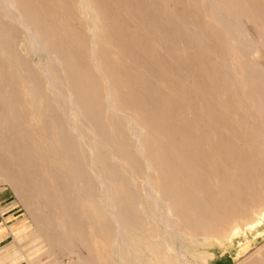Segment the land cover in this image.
Segmentation results:
<instances>
[{
    "label": "rangeland",
    "instance_id": "374dc122",
    "mask_svg": "<svg viewBox=\"0 0 264 264\" xmlns=\"http://www.w3.org/2000/svg\"><path fill=\"white\" fill-rule=\"evenodd\" d=\"M64 1L65 0H21V2L25 6H27L30 11H32L31 12V16H33V19L36 21L35 23H33V30H36L37 32H39V34L41 36V40H43L42 43H44L46 46L48 45L49 48H52L55 51V53L47 52V51L38 52L40 56L37 55V54L30 53L28 48H27V46H26L27 42L29 41L28 35L26 34V32L23 29H21V28L17 29V31H19V32H17V34H19V36L17 35L19 45H18V48H17L16 56H15L14 61H13V65L18 68L16 73H17V76L20 79L15 81L16 82V86L13 89V85H11L12 84V78L10 79V77H11L10 74L11 73H10V71H8L6 69L7 71L5 70V74H6L5 78L9 79V80L7 81L5 79V81L3 83L4 85L2 84L1 87H0V90H2V92H4L7 96H9L8 92H10L11 98H12V94H13L14 107L16 105L19 106V107H15V113L13 115L14 119L12 120L10 117H8V119L10 118L12 120L11 122H13V121L17 122V124L19 123L23 128L24 127L27 128V127L31 126L32 124L35 125L36 122H38V119L41 117L39 115V112L42 111L41 113H43V112H45V110L47 108V104H44L41 108H37L36 107L35 109H31V110H28L26 108L24 110L23 109L24 107L22 108L21 105H23L22 104L23 103V99H20V100H22V102H20L18 96L16 95V94H18L20 92V90L23 87V83H21V79L22 78L25 79V78L28 77V78L33 80L37 91H39L38 93L36 92L38 94L36 96V98L38 100L40 99L43 102L47 101V103H49V105L52 104L51 101L46 97V92L44 90V86H43V82H42V76L39 74V72H40L39 70H41L40 69L41 67L43 68L46 64H48L51 61L52 57L57 55L58 57L62 58V59L60 58L62 60L61 61L62 66H64L63 68L66 69V71H68V73H69V75L71 77V79L69 81V85H68L69 89L72 90L71 92H73V96L76 98L77 103H78L79 107L82 110V113L85 114L87 117L89 116L88 118H90L92 120L91 121L89 119L91 124H89V121H88V124L92 128H96V130L99 133L98 134L99 136L102 135L103 133H105V135H107L106 139L108 140V138H110V136H109V134H110L109 133L110 132L109 128L111 127V125H113V126L115 125L116 129H120V128H121V130H123V129H122V127H120L118 125V123L116 122V118L111 114L110 110L109 109H108L109 111L107 110L108 104L106 102V91H104V86L102 85L101 81L99 80V78L97 76V73H95L93 66H91L92 65L91 62L89 63V59L87 58L89 53L91 52L90 51L91 50V41H90L91 38H89L90 34L88 35V33H89V30H88L89 25L85 21V14H82V13H84L83 9L81 8V5L78 2V0H66L65 2ZM134 1H136V0H90L92 5L94 6V9L96 8L95 13L97 14V16L95 17V23H96V25L99 24L98 27L100 26L99 27L100 30L97 27V30H98V32L100 31V34L97 32V34H98V37H97L98 39L97 40L98 41L95 44V48H96L95 49V53H96V55L99 58L100 64L102 65V68H103L105 74L108 75L107 78L109 77L108 79L111 81L112 90L114 91L113 92V97L115 99L118 97L116 100H117L118 104L120 105V107L123 110L129 111V112L133 111V112H137V113L140 111L139 112L140 113L139 116L136 113L135 114L132 113V114L137 115L138 117L142 116L140 118L141 119L142 118L145 119L146 122L145 123L141 122V123H144L148 127V128L147 127L145 128L147 130L148 134L153 136L154 138L153 137L152 138L154 140L157 139L158 144H156V146L158 148L155 147V149H158V152L161 151V155H162L161 156L162 157L161 158L162 159L161 162H159L158 159L156 160L157 163H158L157 167L161 166V167L155 169L156 172L154 170H152V171L148 170L147 171V169H145L143 167L145 169V171H146V172H144V169H142L143 165H141L140 164L141 161L138 160L139 159L138 155L135 153V154H132V156H134V157H132L131 154H129L130 155V167H129V169H121V171L117 172L118 178H119V181L117 182V189L119 190V192H121L120 193V197L122 199V202H119V203L121 205H133V204L140 203V205H142L143 207H147L146 203L144 201L142 202L143 196L145 195L146 191L148 189H150V187L157 188V187H161L162 185L163 186H165V185L167 186V184L172 181L171 178H173V181L176 184V189L178 188L177 190L181 194V197H182L181 200H180V204H182L181 206L184 207L183 209L186 212V214L187 213L189 214L188 210H190L191 214H192V208H191L192 205L197 210H205V209H209L210 207H211V209H213V205L216 202L225 201L226 199L230 200V198L234 197L233 196L234 195V190L232 189V187H230V186H233V185L232 184L229 185V184L224 183V182H226L225 180H229L230 181L231 179H234V178L240 179L241 178L240 175H241L243 177V179L246 178V179L243 180L244 186L246 187V184H247L248 187L251 185L249 187V189L246 187L247 191L250 192V193L254 191V194H256V195H254V194L252 195V193H251V197L254 196L253 198H251V197L246 198V196H244L242 198L239 197V200L242 202V205H244V207L246 206V208L247 207L250 208V206L252 204L253 205H257L258 207H261V205L264 206L263 205L264 204V191H263L264 190V185H263L264 184V177H263L264 175H262V174H264V173H262V172H264V166H262V165H264V156H262V155H264V150H263L264 149L263 148L264 147V141H263L264 139L261 138V137L264 136V125H263L264 124V116L260 117V115H259L260 109H257V107L256 108L253 107L254 109L249 107V109H248V108H246L248 105L247 106L245 105V106H243L244 109L241 110L243 108L242 105H244V102H243L244 100L245 101L247 100L246 102H248L249 105H256V104H251V102H254V101L256 102V98H255L256 97V93L260 94V93H262L261 91H263V89H264V38H263V36H264V33H263L264 32V27L262 26V25H264V21L262 20V19H264V0H251L250 2H249V0L248 1H245V0L242 1L241 0L239 2L240 4L238 3L239 0H237V1L235 0L238 4L234 0H224V2L220 3L219 5L221 7H223L224 9H226L227 11L229 10V11L234 12L232 14V18H228V17H226L223 14H217L215 12L214 8L210 7L211 5H210V3L207 0H171V1L170 0H167V1L166 0L165 1L164 0H159V1L158 0H137L136 2H134ZM157 1L161 5H159V3ZM230 1H232V2L230 3ZM43 2H44V4H43ZM52 2H53V4H52ZM123 2H125L127 4H125ZM195 2L197 3V5L201 3L200 6L198 5L199 8H197V5H196ZM228 2L230 3L231 7L229 6ZM41 3H42V5H41ZM135 4L136 5L138 4V5L136 6ZM231 4H233V5H231ZM241 4H243V5H241ZM123 5H125L126 7L125 6L123 7ZM186 5H187V7H186ZM191 5H193V7H195V9ZM127 6H128V8H127ZM243 6H245L246 8L243 7ZM254 6H255V8H254ZM53 7L58 11V13L61 11L60 12L61 14L60 13L58 14L56 11H54L55 9H53ZM60 7H62V8H60ZM148 7H149V9H147ZM185 7H186V9H185ZM236 8H237L238 11H236ZM243 8H244V10H243ZM126 9L127 10L129 9L128 10L129 12H127ZM134 9H136V10H134ZM157 9H159L161 12H159V10H157ZM259 9H260V11H259ZM123 10L125 12H123ZM130 10H132V12ZM145 10H147V11H145ZM151 11L154 14L151 13ZM246 11H249L248 14H246L247 13ZM80 12H82V13H80ZM130 12H131V14H130ZM136 12L138 14L139 13L142 14V16L141 15L138 16V14ZM258 12H259V14L262 13V14H260L261 16L258 14ZM73 13L77 14V16H75V14H73ZM241 13H243V14L241 15ZM256 13H257V15H256ZM55 14H56V16H55ZM125 14L126 15L129 14L130 15V19H129V15H127L128 19H126L127 17H126ZM250 14H253V16H251ZM196 15H198L199 20H203L205 22H200L197 19ZM203 15H204V17H203ZM238 15H241V16L239 17ZM124 16H125V18H124ZM80 17H82V20L84 22L81 20ZM138 17L141 20L137 19ZM248 17H250V18H248ZM255 17H257V18H255ZM133 18L136 19L134 22H133V20H134ZM142 18L144 20H142ZM160 18H162V19H160ZM195 18L197 19L196 21H195ZM139 20H140L141 24L139 23ZM152 20H153V22H152ZM206 20L207 21H210V20L214 21V23H212L213 25L211 24V21L207 22ZM55 21H58V22H55ZM130 21H131V23L133 22L132 26L135 24L134 27H136L139 24V26L141 25L142 28L141 27H136V29H135L133 27V29H132V30H134V32H133L131 30L132 26L129 23ZM149 22H150L151 25H149ZM168 22H169V24L173 23L171 27H169ZM174 22H176V24L179 22L177 24L178 26ZM198 22H200V23H198ZM254 22H256V23H254ZM127 23L129 24V26H128ZM188 23H189V25H188ZM259 23H260V28H259ZM45 24H47V26H45ZM73 24H74V26H73ZM203 24H205V25L203 26ZM82 25H83V27H82ZM101 25H102V27H101ZM119 25H120L121 28L119 27ZM167 25H168V27H167ZM191 25H192V30L189 31L188 27H190ZM179 26H182V27L179 28ZM205 26H207V28H209V30L206 28V30H205L206 34L204 32ZM137 28H138V30L140 28L141 29L138 31ZM144 28L146 29V31H145ZM200 28H202L203 30L200 29ZM86 29L88 30V31H86L87 35H85L86 34L85 33ZM150 29L152 31H150ZM156 29H157V31H156ZM176 29H177V31H176ZM181 29L182 30L184 29V30L182 31ZM196 29H197V31H196ZM173 30L178 33V36H177V33H175V32L173 33ZM185 30H186V32H185ZM207 30H208V32L210 31L212 33V34L211 33L210 34L212 35V37L214 39L210 36L209 33H207ZM82 31H84V32H82ZM130 31L133 32V33H131ZM147 31H148V33H147ZM194 31H196L195 32L196 35H195ZM151 32H152V34H151ZM157 32H158V34L160 33L162 35H160V34L157 35ZM189 32H192V33H189ZM223 32L224 33L226 32V34H224ZM66 33L67 34L70 33V34L67 35ZM240 33H242L243 36H240ZM184 34L188 38H189V36H191V34H192L193 37L191 36V38L187 41V38L184 37ZM163 35H164V38H163ZM187 35H189V36H187ZM216 35H217V37H216ZM220 35H221L222 39L220 38ZM146 36H148V38ZM174 36L178 37V40ZM206 36H208L210 38L207 37V39H203V37L206 38ZM57 37H59V38H57ZM100 37H101V39H100ZM102 37H104V38H102ZM150 37H151V39H150ZM157 37H159V38H157ZM215 37L217 39L216 42H215ZM240 37H242V38H240ZM67 38H69V40ZM162 38L165 39V43L164 44H163L164 41H163ZM193 38H194V41H193ZM224 38H225V41H224ZM126 39H129V41L126 40ZM173 39H175V40H173ZM66 40L70 41L69 45H67L68 42ZM122 40H124V41H122ZM125 40H126V42H125ZM151 40H153V41L155 40V41H157V43L155 41H154L155 42L154 43ZM171 40L173 42H171ZM190 40H192V42H190ZM138 41L140 43H138ZM186 41L189 42L190 45ZM198 41H200V42L198 43ZM127 42H129V43H127ZM133 42H135V43H133ZM158 42H160V43H158ZM212 42L215 43V45ZM226 42L228 43L227 45H226ZM136 43H138V44H136ZM186 43H187L188 47L186 46ZM191 43H193L195 45H193V44L191 45ZM121 44H122V46H121ZM158 44H159V46H158ZM229 45L231 47H228ZM66 46H67V48H66ZM70 46H72L73 49ZM118 46H120L121 48L124 47V49L122 48L123 49L122 50ZM128 46H130V47H128ZM135 46H136L137 49H135ZM169 46L171 48H169ZM175 46H176V48H175ZM195 46L197 47V50H194L196 48ZM205 46H207V47H205ZM62 47H63V49H62ZM138 47H140V48H138ZM177 47H178V49H177ZM189 47H191V48H189ZM211 47H213V49ZM159 48H161V49H159ZM187 48H189V49H187ZM125 49L127 50V52H126ZM191 49H193L194 53H192L193 51ZM198 49H200L203 52H201ZM78 50H79L80 54H78ZM188 50H190V51L187 53L186 51H188ZM153 51H154L155 54H153ZM207 51H209V53ZM60 52H61V54H60ZM222 52H224V53H222ZM237 52H238V54H237ZM150 53H152V54L150 55ZM200 53H203V54H200ZM210 53H211V55H213V54L214 55L210 56ZM222 54H224V56H223L224 58H222ZM118 55H119V57L121 58L122 61L120 60ZM85 56H87V57H85ZM112 56H113V58H112ZM217 56H219V57H217ZM236 56H238V57H236ZM124 57H126V60H125ZM170 57H172V59ZM196 57L197 58L200 57L198 59L199 61L196 59ZM211 57H214V58L212 59ZM150 58H152V60ZM188 58H189V60H188ZM192 58H194V59H192ZM211 59L213 61H211ZM225 59H226V61H225ZM174 60L176 61L177 64H175ZM182 60H184V62ZM201 60H203L202 61L203 63L201 62ZM218 60H220V61H218ZM197 61H198V63H197ZM23 62H25V63H23ZM118 62H120V63H118ZM179 62H181V64ZM126 63H128V64H126ZM152 63L154 64V66H153ZM157 63L161 66L160 68H159ZM172 63H173V65H172ZM194 63H196V64H194ZM204 63H207L208 65H206V66H208V67H206ZM223 63L225 64V68L224 69H223V66H222ZM124 64H126V65H124ZM134 64L137 67H135ZM151 64H152V66H151ZM185 64L187 66H189V67L185 66ZM193 64H194V66H196L195 68H194ZM210 64L213 65L211 67V69L209 68V66H211ZM180 65H182V66L184 65L183 66L184 68L181 67ZM219 65L222 66V67H219ZM175 66H176V68H175ZM226 66H228V67H226ZM177 67H179V69ZM112 68L113 69L115 68V69L113 70ZM136 68L137 69L139 68V69L137 70ZM142 68H143V70H142ZM196 68L198 69V71L194 70ZM244 68L249 70V71H251L250 72L252 74L251 77H250L251 74H244V75L242 74L243 70L241 71V69H244ZM173 69H175V70H173ZM214 69H215V71H214ZM131 70H133V71L131 72ZM185 70H187L186 73H185ZM226 70H227V73L229 71L228 74L226 73ZM118 71H119V73H118ZM140 71H142V72H140ZM192 72H194V73H192ZM215 72H217V73L215 74ZM221 72H223L224 75L221 74ZM196 73H197V75H195ZM260 73H262V74H260ZM167 74L169 75V79L170 80H168ZM198 74H199V76H198ZM218 74H220V76H218ZM110 75H112L113 77L110 76ZM163 75L165 76V78L163 77ZM221 75H222V78L220 79ZM7 76H8V78H7ZM148 76H150V77L152 76V77L150 78ZM183 76H184V79H185L184 81H183ZM186 76H187V79H186ZM227 76H228V79H227ZM18 77H16V78L18 79ZM196 77L199 79L198 82H200L201 85L198 84V82L196 81L197 80ZM130 78H132V80ZM148 79H150V82H149ZM133 80H135L136 82L133 81ZM157 80H159V81H157ZM174 80H176V81L178 80V82H174L175 84L170 82V81H174ZM152 81L153 82L155 81L156 84L153 83ZM182 81L185 82V83H183ZM193 81H195V82H193ZM217 81L218 82L220 81V83H217ZM166 82H168V83H166ZM223 82L225 83V86H224ZM18 83L20 84L21 88L19 87ZM181 83L183 84L182 87H181ZM213 83H214V85H212ZM8 84H9V86H8ZM178 84H179L180 87L178 86ZM230 84H231V87L229 86ZM166 85L168 87H166ZM173 85H174V87H176V89L174 88L175 90L173 89ZM215 85L218 86V87H216ZM4 86L6 87L5 89L7 91H3V90H5ZM187 86H188V88H185ZM223 86H224V88H222ZM57 87L61 88L59 85ZM154 87H155V89H154ZM169 87H170V89L167 90ZM198 87H200V88H198ZM246 87H247V89H246ZM16 88H18L19 91ZM171 88L173 89V91L171 90ZM201 88H203V89H201ZM10 89L12 90V92L10 91ZM197 89H198V91H197ZM200 89H201L202 92H203V90L204 91L206 90L205 92L207 94L211 92L210 94H213L214 97L212 95H210V94L207 95L205 92H203V93H205L207 96L205 94L203 96V93L200 91ZM227 89H230L231 91L227 90ZM238 89H239V91H238ZM13 90H14V93H13ZM216 90H218L217 93H216ZM167 91H169V93ZM199 91H200V94H198ZM241 91L246 92V96L249 98L250 102H249L247 97H246V99H242L243 101L240 100L241 99L240 95L241 94L243 95V93H240ZM102 92H103V94H102ZM136 92H139V93L136 94ZM146 92H147V95H146ZM232 92L234 93L233 95H232ZM155 94H156V97L158 96L159 99L155 97ZM172 94L174 95V100L171 99V98H173ZM120 95H124V96L122 97ZM152 95L154 96L155 99L152 98ZM163 95L165 96L166 99L164 98ZM175 95H178L180 99H184V100H180L179 101L178 100L179 99L178 96H175ZM193 95H195V96H193ZM234 95H235V97H234ZM248 95L249 96L251 95L250 96L251 98ZM41 96H43V97L45 96L46 98L44 97V99H43ZM196 96L197 97L199 96L198 97L199 99ZM205 96L208 97L209 99H207ZM228 96H229V98H228ZM50 97H51V94H50ZM141 97H142V100H141ZM148 97H150V99H148ZM192 97H194V98L196 97L198 100H196V98H195V100H196L195 101L194 99H192ZM211 97H213L212 98L213 100L211 99ZM144 98L146 99L147 104H146V101L144 100ZM233 98L235 99L233 102L236 101L235 102V104H236L235 106L236 107H234V103L231 100ZM161 99L162 100L164 99V101H162ZM170 99L173 100V102ZM187 99H188V101H187ZM214 99H215V101H214ZM208 100H211V102L208 101ZM16 101H17L18 104L16 103ZM178 101H179V105H178ZM184 101L185 102L187 101L186 105H185ZM207 101L210 102V103H208ZM227 101H228V103H227ZM128 102H130L131 105ZM194 102H195V104H194ZM241 102H243V103L240 105L241 106V108H240V106L238 104H240ZM168 103H169V105H168ZM188 103H189L190 106L187 105ZM134 104H135V107H134ZM155 104L157 105V107H156ZM11 105H12V102H11ZM105 105H107V106H105ZM141 105H142V113H141V109H140ZM183 105H185L184 106L185 108L181 107ZM209 105H211V109H210ZM237 105H238V107H237ZM195 106H197V107H195ZM213 106H214L215 109L213 108ZM125 107L127 109H125ZM177 107L180 110L177 109ZM216 107H218L217 110H216ZM18 108H20L19 109L20 111H18ZM191 108H192V110H191ZM212 108H213V110H215V112L212 110ZM136 109H138L139 111H136ZM144 109H145V111H144ZM193 109H194V111H193ZM196 109L197 110L199 109V110L196 111ZM23 110H24V113L22 112ZM104 110H105V113H104ZM169 110H170V112H169ZM177 110H179V111H177ZM208 110H209L210 113L208 112L206 114V111H208ZM231 110L232 111L233 110L234 111L239 110V113L233 111L236 114H231V112H232ZM247 110H248L249 113L247 112ZM253 110H254V114L252 112ZM35 111H36V114H35ZM161 111L164 112V113H162ZM106 112H107V115H106ZM174 112H176V113H174ZM212 112L215 113V116H216L217 113L219 114V112H220L221 115L217 114V116L214 117V113H212ZM221 112H223V113H221ZM226 112H228V113L226 114ZM242 112H243V114H242ZM197 113H198V115H197ZM246 113L249 114L250 118L248 117V114H246ZM146 114H147V117L149 118V121H148V118L146 117ZM193 114L196 115V116H194ZM204 114H206L207 116L204 115ZM100 115H102L104 117V119L105 120L107 119L109 122L105 121L104 119H101L102 117ZM224 115H226V116H224ZM231 115H233V116L231 117ZM239 115H241V118H240ZM38 116H39V118H38ZM106 116H107V118H106ZM155 116H156V118H154ZM242 116H246L247 119L248 118L249 119L247 120V119L244 118V120H243ZM193 117H196V118H193ZM217 117L218 118L220 117V118L218 119V121L216 123L215 120H217ZM227 117L228 118L231 117L230 120L229 119L227 120ZM251 117L253 119H251ZM111 118H113V120ZM160 118H162V119L160 120ZM198 118H199V121H198ZM202 118H204L205 120L202 119ZM255 118H256V120H255ZM153 119H154V122H156L157 125H154L155 123H153V121H152ZM182 119H183L184 122L182 121ZM195 119H197V120H195ZM250 119L253 120L254 122L251 121ZM9 120H7V121L10 122ZM31 120H33V121H31ZM185 120L188 121L189 124ZM220 120H222L223 122L220 121ZM236 120L238 121V123H237ZM246 120H247V122H246ZM249 120H250L251 123L249 122ZM157 121H159V123ZM160 121H161V124L163 122L162 125L164 127L160 124ZM225 121H228V124H226L227 122H225ZM242 121H245V122H242ZM61 122H63V121L60 119V121L57 122V123L62 124ZM195 122H196V125H195ZM207 122H208V125H207ZM214 122H215V124H214ZM218 122H220L219 123L220 128H218ZM108 123H109V125L110 124L111 125L109 126ZM149 123H151V124H149ZM210 123H211V125H210ZM232 123H233V126H232ZM186 124H187V126H186ZM203 124H205V126ZM212 124H214V125H212ZM173 125H175V126H173ZM176 125H178L179 127L176 126ZM180 125H181V127H180ZM201 125H203V126H201ZM224 125H226V128L224 127L225 129L223 128ZM227 125L229 127H227ZM248 125H250L253 129L250 126H248ZM211 126H212V128H210ZM214 126L217 127V128H215L216 131L213 129ZM168 127L170 129H172V130L167 129ZM186 127H188L189 129H187ZM197 127H198V129H197ZM203 127H207V129L209 131L207 129H205V128L203 129ZM233 127H234V129H233ZM229 128H230V130L232 129L233 132L230 131ZM235 128L238 129V130H236ZM241 128H243V129H241ZM245 128L247 130H249V132L247 130H245ZM249 128H251V129H249ZM261 128H263V129L261 130ZM166 130L168 131V133H167ZM234 130L236 132L235 136H234V134H235ZM251 130H252L253 133H250ZM214 131H215V133H214ZM218 131H219V133H218ZM261 131H263V132H261ZM172 132H174V134H172ZM206 132H208L209 134L206 133ZM229 132H230V134H229ZM247 132H248V134H246ZM204 133H206V134H204ZM212 133H214V134H212ZM254 133L257 134V135H255ZM123 134H124L123 137H124V140H125L124 145L127 146V147L133 146L132 138L130 136L126 135L125 133H123ZM154 134H156V136ZM208 135H209V137H208ZM247 135H249L250 138L247 137ZM250 135H252V136L255 135L254 136L255 139H253V137L250 136ZM197 136H199V137L196 138ZM205 136L207 137V139L208 138H210V139H208V141H207L206 138H203ZM239 136L243 137L242 140H240L241 137H239ZM162 137H164V138H162ZM167 137H169V139H167ZM172 137H174V138H172ZM214 137H215L216 140L214 139ZM233 137L234 138L236 137V138L233 139ZM176 138H178L179 141ZM230 138H232V139H230ZM200 139H202V140H200ZM218 139H220V140H218ZM251 139L255 140V144L253 143L254 142L253 140L251 142ZM203 140H205V141H203ZM212 140H213L214 143L212 142ZM228 140L230 141V143H229ZM243 140H245L246 143ZM130 141H131V143H130ZM171 141H173V142H171ZM201 141H202V143H201ZM204 142H206V143H204ZM224 142H225V145H224ZM240 142H241L242 145L240 144ZM247 142H249V143H247ZM256 142H259V143H256ZM110 143H111V146H112L113 145V140H110ZM159 143L162 145V147L163 146L164 147L162 148ZM252 143L255 146L252 145ZM260 143H263V144H260ZM204 144H205V147H204ZM228 144H231L232 147L230 148V145H228ZM218 145L220 147H217ZM260 145H262L263 147L260 146ZM115 146H116V144H115ZM206 146H207V148H206ZM242 146L245 147L246 149L243 148ZM170 147H171V149H170ZM165 148H167V150H164ZM181 148H183V150ZM218 148H220V149H218ZM240 148H242V151H241ZM261 148H262V150H261ZM195 149H197V150H195ZM201 149H202V151L204 153L201 152ZM210 149L212 150L213 153L210 152ZM171 150H172V152H175V153L172 154ZM204 150H206L207 152L204 151ZM180 151H181V153H180ZM199 151L202 153V155L200 154ZM231 152H232V154H231ZM237 152H239V153L237 154ZM185 153H186V155H185ZM215 153L216 154L219 153V154L216 155ZM208 154L210 155V159H209V155ZM173 155L175 157H177L178 160L175 157H173ZM213 155H214V157H216V156L217 157L213 158L212 157ZM220 155H221V157H220ZM237 155L240 156V157H238ZM205 156H206V158H203ZM121 157L122 156L119 157V155H118V158H121ZM261 157H263V158H261ZM132 158L135 159V160L131 161ZM217 158H219V159H217ZM220 158H222V159H220ZM239 158L242 159V160H240ZM250 158H251L252 162H251ZM200 159H202V160H200ZM208 159L210 160L209 162H208ZM213 159H216V161L213 160ZM211 161H212V163H211ZM185 162H186V164H185ZM188 162H191V163L188 164ZM218 162H220V163L218 164ZM222 162H223V164H222L223 166L221 165ZM173 163H174V165H173ZM206 163H208V164H206ZM230 163L231 164L234 163V165H236V171L234 169L235 166L231 165ZM257 164H259L260 166L257 165ZM191 165L192 166L195 165V166H197V168L196 167L194 168V166L191 167ZM221 166L225 167V169L223 168V170H222ZM188 167H189V169H188ZM257 167H258V169H257ZM206 168H207V170H206ZM251 168H255L256 170L253 169L255 171H252ZM135 169H136V171H135ZM195 169H197V170H195ZM200 169H202L203 171H200ZM163 170L165 171V173L163 172ZM238 170H242L241 172H243L244 174L240 173V171H238ZM139 172L141 173V176H140ZM225 172H226V174H225ZM228 172H231L230 173L231 174V179H230V174ZM248 172H250V173L248 174ZM199 173H200L201 176L199 175ZM203 173H205V174H203ZM218 173H220V174H218ZM237 173H238V175H237ZM121 174H123V175H121ZM252 174H254V176H253L254 179H252L253 178ZM203 175L205 177H207V179L206 178H202V177H204ZM227 175H229V176H227ZM154 176H156V177H154ZM180 176H181V178H180ZM195 176L198 177V178H196ZM222 176L224 177V179H223ZM139 177L142 178V180ZM144 177H145V179H144ZM150 177H153L154 179L150 178ZM185 177H187L190 182ZM189 177H191V178H189ZM210 177H214V178L218 177L219 179L215 180L214 178L212 179ZM147 178H149L150 180L147 179ZM167 178L170 179L171 181L168 180ZM184 179H186V180H184ZM197 179L200 180V181L198 182ZM221 180H223L224 182H222ZM248 180H251L252 182L248 181ZM46 181H45L46 186H47V183H48L49 187L48 186L47 187L50 188V190H52V192H49L50 195H55V193H54V191L52 189V188H54L53 187V183L51 184V182H53V181L51 180V178H47ZM8 182L9 181H2V182L0 181V263L1 264H5L6 261H7L6 260L7 259L6 258L7 254L11 253L12 251H14L16 249H18L19 252L22 249V253H23L22 255H24V258H27V256H25V255H27L28 253L25 250L27 249V246L29 245V242L32 241L35 238V236L37 235V233H35L34 224H33L32 219L30 218V216H29V214L27 212V209H26V206H25V203L23 201V197H22L21 193L13 186V184L11 182H9V183ZM196 182H197V184H196ZM217 182L219 183L221 188H219V185H218ZM150 183H152V184H150ZM177 183H179V184H177ZM206 183H207V186H206ZM201 184H202V186H201ZM156 185H158V186H156ZM227 185H229V187ZM141 186H142V188H141ZM189 186H190V188H188ZM213 186L215 188H213ZM224 186H227L228 190H227L226 193H223L222 196H219L218 193L221 191L222 187H224ZM255 186H256V188H255ZM94 187H95V189H93V192L95 194V197L96 198H100L103 195L102 191H99L100 186L94 185ZM193 188H195V189H193ZM250 188H251V190H250ZM128 189H129V191H128ZM187 190H189V191H187ZM194 190H195V192H193ZM100 192H101V194H100ZM188 194H190V195H188ZM211 194L213 196H211ZM259 194H261L260 195V199H258L259 196H257ZM227 195H228V198L225 197ZM243 195H245V193H243ZM256 196H257V198H256ZM214 197H215V199H214ZM200 198H202V199H200ZM244 198L247 199V200H245ZM256 199H258V200H256ZM253 201L256 202V204ZM196 203L198 204V206H197ZM201 205L202 206L204 205L202 209H201ZM239 213H241V208L240 207L237 208V209L234 208L231 215L240 216L241 214H239ZM133 215H138V213L134 212ZM231 215L225 214L224 210L216 211V216L215 217H216L217 221H216V223L214 225L217 224L218 227L224 228L227 225V223L230 221ZM226 220L228 221L227 223H226ZM176 221L178 222L179 225L177 224ZM176 221H175L174 225H177V226H174V229L176 230V232L181 237H183L185 239V237H187L186 235L188 233L186 230H189L186 227L189 228V225H190V227L192 228V219H191V222H190L188 220V216L184 215V217H182L180 219H177ZM185 221H186V223H185ZM217 222L218 223L220 222V224H218ZM186 224H189V225H186ZM217 226H215V227H217ZM259 229H260V231H264V223H263V225H261V227ZM190 231H191V229H190ZM184 232L186 233V235L183 234ZM193 232H195V234L199 238H204V232L201 229L195 227L193 229ZM160 233H159L160 235H163L162 231H160ZM137 236L140 238V241H139ZM135 238L137 239V240H135L136 252L138 253L140 260L143 261L144 264H158L160 262V259H162V256H163L162 252L157 250L156 249L157 247L154 245V243H151L150 241H148V239L145 236L141 235L140 233L135 234ZM35 241L36 242L37 241H42V238L41 237H37ZM169 241L172 243V240H169ZM238 241L239 240L234 241L235 246L230 247L229 245H225L224 247H222V249H218L216 246L209 245V244L206 245V246H203V247L196 246V244L195 245L194 244H190L187 240L185 241L184 244H185L186 247H189L192 250V252H194L195 254H199V255L203 256L206 260L208 259V256L212 255L211 256L212 257L211 264H223L227 260H229L228 264H234L235 262L233 261V255L236 252V247H237ZM32 244H35V242H33ZM262 244L264 245V240L262 242H260V243H256L255 247L257 248L259 246H262ZM77 246H76V248H78L77 250L74 249V250H72V252L67 253V254H65V253L58 254V252H56V255L58 256L59 261L62 262L63 264H67V262H70V261H73L72 264H78L77 263V258H76L78 252H79L78 255H80L82 257H85V255H86L85 258H87V257L89 258V256L87 255V252L85 251V249H83L82 247H79V246L77 247ZM140 246H141V248H140ZM142 247H144V248H142ZM255 247L253 248V250L255 249ZM253 250H251V251H253ZM140 252H142V253H140ZM143 253H144V255H143ZM38 257L41 258V262L42 263L45 262L44 264H51V263L47 262V259H46L45 256L40 255ZM111 260H109L111 262L108 261L109 262L108 264H113V259H111ZM192 260L193 259L189 260V262H190L189 264H193ZM146 261H147V263H146ZM23 264H29V263H28L27 260H25L23 262Z\"/></svg>",
    "mask_w": 264,
    "mask_h": 264
},
{
    "label": "bare ground",
    "instance_id": "6f19581e",
    "mask_svg": "<svg viewBox=\"0 0 264 264\" xmlns=\"http://www.w3.org/2000/svg\"><path fill=\"white\" fill-rule=\"evenodd\" d=\"M66 1V0H65ZM64 1V2H65ZM137 1V0H136ZM134 1V2H136ZM159 1V0H158ZM157 1V2H158ZM165 1V0H164ZM167 1V0H166ZM171 1V0H170ZM210 3V7H213L215 12L217 14H223L228 18H232V14L234 12L232 11H227L226 9H224L223 7H221L219 4L223 3L224 0H207ZM235 1V0H234ZM237 1V0H236ZM235 1V2H236ZM241 0L238 1V3ZM243 1V0H242ZM248 1V0H245ZM251 0H249L250 2ZM34 2V1H33ZM78 2L81 5V8L83 9V12H80L82 14H85V21L88 23L89 27V33L88 35L90 36L89 38H91V52L89 53L88 59H89V63L91 62V66H93L95 73H97V76L99 78V80L101 81L102 85L104 86V91H106V102L108 104V108L111 114L116 118V122L118 123V125L120 127H122L123 130L120 129H116L115 125H111V127L109 128L110 130V138H108V140L106 139L107 135H105V133H103L102 135H98V131L96 130V128H92L89 124L90 121L85 114L82 113L81 108L79 107L76 98L73 96V92H71L72 90L69 89V81L71 79L68 71H66V69H64L61 63V57H58L57 55H55L54 57H52L51 61L46 64L43 68L41 67L39 70V74L42 76V82H43V86H44V90L46 92V97L51 101V105H49V103H47V101H42V100H38L36 98V96L38 95L37 93L39 91H37L35 84L33 82L32 79L30 78H22L21 79V83H23V87L20 90V92L18 94H16L20 99H23V105L22 108L25 110H31V109H35L37 108H41L44 104H47V108L45 110V112L41 113L42 111L39 112V115L41 116L39 118L38 116V122H36L35 125H31L27 128H23L19 123L17 124V122H11L14 117V113H15V107H19V106H15L14 107V101H13V94H12V98L9 93V96H7L4 92H2V90H0V181H9L13 184V186L21 193L22 197H23V201L25 203L27 212L30 216V218L32 219V222L34 224V228H35V233H37V235L35 236V238L32 241H28L29 245L27 246V249L25 251H27V258H24V255H22V249L20 250V252L17 250L7 261L6 264H15L17 262H20L21 264H23V262L25 260L28 261L29 264H44L41 262V258L38 257L40 255L45 256L47 259L48 263L51 264H63L62 262L59 261L58 256L56 255V252H58V254L61 253H70L72 252V250L74 249H78L76 248V246L78 245L79 247H82L83 249H85V251L87 252V255L89 256V258H85L82 257L80 255H78L77 253V263L78 264H108L109 262H111L113 259V264H144L143 261L140 260L138 253L136 252V244H135V240H137L135 238V234L140 233L141 235L145 236L148 241H150L151 243H154V245L157 247L156 249L159 250L160 252H162V259H160V262L158 264H189V260L193 259V264H211L212 262V255L208 256V259L206 260L203 256L199 255V254H195L194 252H192V250L189 247L185 246V241L187 240L190 244H196V246H206V245H213L216 246L218 249H222V247H224L225 245H229L230 247L235 246L234 241L239 240L237 243V247H236V252L233 255V261L235 262L234 264H264V245L262 244V246L259 247H255L256 243H260L264 240V231H260V227L261 225H263L264 223V206L261 205V207H258L257 205H251L250 208H246V206L244 207V205H242V202L239 200V197H244L246 196V198L251 197V193L252 195L254 194L253 192H248L247 188L249 189V187L251 186H244L243 184V180L246 179L240 175V179L238 178H234L231 179V172H228L230 174V181L229 180H225L226 182H224L223 180H221L224 183L227 184H232L233 186L232 189L234 190V197L229 199H226L225 201H219L216 202L213 205V209H211V207L209 209H205V210H197L193 205H192V214L191 211L188 210L189 214L184 211V207L181 206L182 204H180V200H181V194L178 192V188L176 189V184L173 181V178L168 179L171 182H167V186H161V187H157V188H152L150 187V189H148L145 193V195L143 196V200L147 205V207H143L142 205H140V203L137 204H133V205H121L119 202H122V199L120 197V193L119 190L117 189V182L119 181L118 178V174L117 172L121 171V169H129L130 167V155L132 156V154H137L139 159L141 161V165L142 169H147L148 170H154L161 167H157L158 163H157V159L159 162L162 161V155H161V151L158 152V148L156 146V144H158L157 139L154 140L153 136L149 135L147 130L145 129L147 126L144 124L146 121L144 118H140L138 117L140 115V111L138 109H136L137 112H129L126 110H123L120 105L117 102V98L115 99L113 97V90H112V84L111 81L107 78L108 75L105 74L102 65L100 64L99 58L95 53V44L98 41L97 37H98V30L97 27L99 24L96 25L95 23V17L97 16V14L95 13L96 8L94 9V6L92 5V3L90 2V0H78ZM156 2V1H155ZM232 1H230L231 3ZM257 2V1H256ZM97 3V2H96ZM125 3V2H123ZM159 3V2H158ZM162 3V2H161ZM175 3V2H174ZM196 3V2H195ZM229 3V2H228ZM229 3V6H230ZM237 3V2H236ZM237 3V4H238ZM44 4V2H43ZM53 4V2H52ZM60 4V3H59ZM127 4V3H125ZM154 4V3H153ZM156 4V3H155ZM186 4V3H185ZM236 4V5H237ZM240 4V3H239ZM34 5V4H33ZM42 5V3H41ZM62 5V4H61ZM64 5V4H63ZM130 5V4H129ZM128 5V6H129ZM136 5V4H135ZM138 5V4H137ZM136 5V6H137ZM152 5V4H151ZM157 5V4H156ZM159 5H161L159 3ZM158 5V6H159ZM163 5V4H162ZM167 5V4H166ZM197 5V3H196ZM199 6L201 5L198 4ZM197 5V8H199ZM228 5V4H227ZM233 5V4H231ZM243 5V4H241ZM247 5V4H246ZM79 6V5H78ZM120 6V5H119ZM118 6V7H119ZM125 5H123L124 7ZM127 6V8H128ZM142 6V5H141ZM154 6V5H153ZM193 7V5H191ZM239 6V5H238ZM35 7V6H34ZM33 7V8H34ZM126 7V6H125ZM135 7V6H134ZM160 7V6H159ZM158 7V8H159ZM187 7V5H186ZM185 7V9H186ZM228 7V6H227ZM231 7V6H230ZM240 7V6H239ZM242 7V6H241ZM245 7V6H243ZM62 8V7H60ZM103 8V7H102ZM136 8V7H135ZM195 9V7H193ZM233 8V7H232ZM246 8V7H245ZM255 8V6H254ZM253 8V9H254ZM53 9H55L53 7ZM73 9V8H72ZM71 9V10H72ZM79 9V8H78ZM118 9V8H117ZM139 9V8H138ZM149 9V7L147 8ZM193 9V10H194ZM239 9V8H238ZM241 9V8H240ZM248 9V8H247ZM102 10V9H101ZM100 10V11H101ZM125 10V9H124ZM123 10V12H125ZM129 10V9H128ZM127 9L126 11L129 12ZM136 10V9H134ZM141 10V9H140ZM159 10V9H157ZM164 10V9H163ZM199 10V9H198ZM244 10V8H243ZM255 10V9H254ZM54 11H56L58 13V11L55 9ZM68 11V10H67ZM132 12V10H130ZM142 11V10H141ZM147 11V10H145ZM156 11V10H155ZM187 11V10H186ZM185 11V12H186ZM195 11V10H194ZM202 11V10H201ZM236 11L237 8H236ZM260 11V9H259ZM31 12L27 6H25L21 0H0V87L1 85L4 83L5 81V70L7 69L8 71H10V79L12 78V84L13 85V89L16 86V80H19L20 78L17 76V70L18 68L16 66L13 65V61L14 58L16 56L17 53V48L19 45L18 42V38L17 35L19 36V34H17V29L21 28L23 29L26 34L28 35L29 41L27 42V48L29 50L30 53L32 54H37L39 55L38 52H43V51H47V52H52L55 53V51L52 48H49V46L47 47L44 43H42L43 40H41V36L39 34V32H37L36 30H33V23H35L36 21L33 19V16H31ZM61 12V11H60ZM59 12V13H60ZM69 12V11H68ZM130 12V14H131ZM143 12V11H142ZM141 12V13H142ZM159 12H161L159 10ZM158 12V13H159ZM241 12V11H240ZM248 14L249 11H246ZM251 12V11H250ZM255 12V11H254ZM58 13V14H59ZM63 13V12H62ZM70 13V12H69ZM137 13V12H136ZM144 13V12H143ZM151 13H153L151 11ZM157 13V12H156ZM192 13V12H191ZM196 13V12H195ZM244 13V12H243ZM241 13V15L243 14ZM61 14V13H60ZM75 14V13H73ZM138 14V13H137ZM154 14V13H153ZM197 14V13H196ZM200 14V13H199ZM240 14V13H239ZM245 14V13H244ZM259 14V12H258ZM262 14V13H260ZM259 14V15H260ZM126 15V14H125ZM129 15V14H127ZM126 15V17H127ZM142 14H138V16ZM144 15V14H143ZM156 15V14H155ZM206 15V14H205ZM235 15V14H234ZM241 15H238L239 17ZM251 16H253V14H250ZM257 15V13H256ZM56 16V14H55ZM75 16H77V14H75ZM133 16V15H132ZM131 16V17H132ZM160 16V15H159ZM189 16V15H188ZM192 16V15H191ZM197 19L198 18V15ZM237 16V15H236ZM247 16V15H246ZM261 16V15H260ZM259 16V17H260ZM158 17V16H157ZM167 17V16H166ZM165 17V18H166ZM190 17V16H189ZM193 17V16H192ZM191 17V18H192ZM195 17V16H194ZM201 17V16H200ZM204 17V15H203ZM258 17V16H257ZM255 17V18H257ZM56 18V17H55ZM78 18V17H77ZM82 20V17H80ZM125 18V16H124ZM190 18V19H191ZM235 18V17H234ZM238 18V17H237ZM250 18V17H248ZM261 18V17H260ZM71 19V18H70ZM128 19V17L126 18ZM129 19H130V15H129ZM134 19V18H133ZM137 19H140L139 17ZM146 19V18H145ZM162 19V18H160ZM195 18V21L197 20ZM203 19V18H202ZM262 19V18H261ZM41 20V19H40ZM57 20V19H56ZM136 19L133 20V22ZM141 20V19H140ZM139 20V23L141 24ZM142 20H144L142 18ZM219 20V19H218ZM257 20V19H256ZM264 21V19H262ZM49 21V20H48ZM59 21V20H58ZM55 21V22H58ZM73 21V20H72ZM75 21V20H74ZM83 21V20H82ZM132 21V20H131ZM131 21L129 22L130 25L132 26ZM146 21V20H145ZM149 21V20H148ZM159 21V20H158ZM191 21V20H190ZM200 22H205L203 20H199ZM207 21V20H206ZM211 24L214 23V21L210 20ZM207 21V22H210ZM258 21V20H257ZM44 22V21H43ZM78 22V21H77ZM84 22V21H83ZM85 22V23H86ZM115 22V21H114ZM153 22V20H152ZM160 22V21H159ZM163 22V21H162ZM161 22V23H162ZM198 22V23H200ZM226 22V21H225ZM262 22V21H261ZM45 23V22H44ZM126 23V22H125ZM176 24V22H174ZM179 23V22H178ZM177 23V24H178ZM256 23V22H254ZM117 24V23H116ZM115 24V25H116ZM128 24V23H127ZM138 24V23H137ZM164 24V23H163ZM171 24V23H170ZM168 22L169 27L172 26V24L170 25ZM176 24V25H177ZM202 24V23H201ZM209 24V23H208ZM218 24V23H217ZM38 25V24H37ZM86 25V24H85ZM124 25V24H123ZM135 25V24H134ZM134 25L132 26L131 30L133 29ZM149 25L150 22H149ZM167 25V27H168ZM189 25V23H188ZM205 24H203L204 26ZM213 25V24H212ZM44 26V25H43ZM45 26H47V24H45ZM74 26V24H73ZM109 26V25H108ZM107 26V27H108ZM127 26V25H126ZM129 26V24H128ZM147 26V25H146ZM178 26V25H177ZM176 26V27H177ZM220 26V25H219ZM264 27V25H262ZM57 27V26H56ZM66 27V26H65ZM78 27V26H77ZM83 27V25H82ZM86 27V26H85ZM100 27V26H99ZM98 27V28H99ZM102 27V25H101ZM115 27V26H114ZM120 27V25H119ZM136 27H141V25L139 26V24ZM136 27H134L136 29ZM148 27V26H147ZM182 26H179V28ZM211 27V26H210ZM224 27V26H223ZM257 27V26H256ZM121 28V27H120ZM123 28V27H122ZM125 28V27H124ZM142 28V27H141ZM140 28V29H141ZM149 28V27H148ZM147 28V29H148ZM166 28V27H165ZM206 28L207 26H205L204 28V32L206 34ZM259 28H260V23H259ZM258 28V29H259ZM82 29V28H81ZM110 29V28H109ZM139 29V30H140ZM145 29V28H144ZM170 29V28H169ZM194 29V28H193ZM202 29V28H200ZM209 30V28H207ZM237 29V28H236ZM75 30V29H74ZM87 29L85 30V35H87L88 31ZM100 30V28H99ZM138 30V28H137ZM138 30V31H139ZM166 30V29H165ZM182 30V29H181ZM184 30V29H183ZM182 30V31H183ZM188 30L191 31L192 30V25L190 27H188ZM195 30V29H194ZM203 30V29H202ZM207 33H211L210 31ZM221 30V29H220ZM63 31V30H62ZM112 31V30H111ZM134 32V30H132ZM143 31V30H142ZM146 31V29H145ZM150 31H152L150 29ZM157 31V29H156ZM170 31V30H169ZM177 31V29H176ZM197 31V29H196ZM194 31V33L196 32ZM244 31V30H243ZM259 31V30H258ZM84 32V31H82ZM131 32V31H130ZM131 32V33H133ZM154 32V31H153ZM175 31L173 30V33ZM186 32V30H185ZM24 33V32H23ZM100 34V31L98 32ZM139 33V32H138ZM148 33V31H147ZM171 33V32H170ZM177 33V32H175ZM183 33V32H182ZM192 33V32H189ZM224 33V32H223ZM229 33V32H228ZM239 33V32H238ZM264 33V32H263ZM65 34V33H64ZM67 34V33H66ZM70 34V33H69ZM67 34V35H69ZM125 34V33H124ZM123 34V35H124ZM140 34V33H139ZM152 34V32H151ZM160 34V33H159ZM157 32V35H159ZM188 34V33H187ZM212 34V33H211ZM210 34V36L212 37V35ZM226 34V32L224 33ZM245 34V33H244ZM102 35V34H101ZM100 35V36H101ZM129 35V34H128ZM138 35V34H137ZM154 35V34H153ZM162 35V34H160ZM165 35V34H164ZM163 35V38H164ZM175 35V34H174ZM196 35V33H195ZM214 35V34H213ZM219 35V34H218ZM261 35V34H260ZM105 36V35H104ZM126 36V35H125ZM132 36V35H131ZM150 36V35H149ZM172 36V35H171ZM178 36V33H177ZM189 36V35H187ZM192 36V34H191ZM191 36L186 37L184 34V37L187 38V41L191 38ZM240 36H243L242 33H240ZM245 36V35H244ZM52 37V36H51ZM66 37V36H65ZM82 37V36H81ZM88 37V36H87ZM135 37V36H134ZM148 38V36H146ZM162 37V36H161ZM160 37V38H161ZM176 37V36H174ZM193 37V36H192ZM208 36L203 37V39H207ZM217 37V35H216ZM216 37H215V42H216ZM223 37V36H222ZM227 37V36H226ZM59 38V37H57ZM104 38V37H102ZM122 38V37H121ZM120 38V39H121ZM131 38V37H130ZM129 38V39H130ZM138 38V37H137ZM154 38V37H153ZM152 38V39H153ZM159 38V37H157ZM162 38V39H163ZM173 38V37H172ZM210 38V37H208ZM213 38V37H212ZM221 38V35H220ZM228 38V37H227ZM242 38V37H240ZM239 38V39H240ZM264 38V36H263ZM65 39V38H64ZM69 40V38H67ZM101 39V37H100ZM129 39H126L129 41ZM151 39V37H150ZM149 39V40H150ZM155 39V38H154ZM176 39L178 40V37H176ZM214 39V38H213ZM222 39V38H221ZM89 40V39H88ZM125 40V42H126ZM137 40V39H136ZM139 40V39H138ZM142 40V39H141ZM147 40V39H146ZM156 40V39H155ZM154 40V41H155ZM161 40V39H160ZM175 40V39H173ZM227 40V39H226ZM230 40V39H229ZM243 40V39H242ZM247 40V39H246ZM67 41V40H66ZM124 41V40H122ZM132 41V40H131ZM153 41V40H151ZM153 41V42H154ZM163 44L165 43V39H163ZM170 41V40H169ZM186 41V42H187ZM194 41V38H193ZM196 41V40H195ZM203 41V40H202ZM220 41V40H219ZM225 41V38H224ZM67 45H69L70 41H67ZM104 42V41H103ZM120 42V41H119ZM118 42V43H119ZM157 43V41H155ZM154 42V43H155ZM171 42H173L171 40ZM170 42V43H171ZM190 42H192V40H190ZM200 41H198L199 43ZM205 42V41H204ZM218 42V41H217ZM223 42V41H222ZM228 42V41H227ZM226 42V45L228 44ZM234 42V41H233ZM242 42V41H241ZM240 42V43H241ZM101 43V42H100ZM124 43V42H123ZM129 43V42H127ZM135 43V42H133ZM138 43H140L138 41ZM136 43V44H138ZM160 43V42H158ZM181 43V42H180ZM189 43V42H187ZM186 43V46H187ZM195 43V42H194ZM197 43V42H196ZM213 43V42H212ZM52 44V43H51ZM162 44V45H163ZM176 44V43H175ZM174 44V45H175ZM178 44V43H177ZM193 43H191L192 45ZM209 44V43H208ZM215 45V43H213ZM243 44V43H242ZM79 45V44H78ZM147 45V44H146ZM179 45V44H178ZM177 45V46H178ZM190 45V43H189ZM195 45V44H193ZM219 45V44H218ZM52 46V45H51ZM59 46V45H58ZM122 46V44H121ZM139 46V45H138ZM159 46V44H158ZM161 46V45H160ZM184 46V45H183ZM202 46V45H201ZM213 46V45H212ZM72 48V46H70ZM69 47V48H70ZM120 47V46H118ZM130 47V46H128ZM127 47V48H128ZM163 47V46H162ZM179 47V46H178ZM177 47V49H178ZM188 47V46H187ZM196 47V46H195ZM194 47V48H195ZM207 47V46H205ZM204 47V48H205ZM214 47V46H213ZM213 47H211L213 49ZM217 47V46H216ZM228 47H231L230 45ZM233 47V46H232ZM67 48V46H66ZM78 48V47H77ZM83 48V47H82ZM90 48V47H89ZM121 48V47H120ZM119 48V49H120ZM124 49V47H122ZM121 48V49H122ZM134 48V47H133ZM140 48V47H138ZM149 48V47H148ZM152 48V47H151ZM169 48H171L169 46ZM174 48V47H173ZM176 48V46H175ZM174 48V49H175ZM180 48V47H179ZM184 48V47H183ZM191 48V47H189ZM187 48V49H189ZM203 48V49H204ZM236 48V47H235ZM238 48V47H237ZM240 48V47H239ZM63 49V47H62ZM73 49V48H72ZM86 49V48H85ZM120 49V50H121ZM122 49V50H123ZM135 49L136 46H135ZM153 49V48H152ZM161 49V48H159ZM158 49V50H159ZM186 49V50H187ZM201 49V48H200ZM198 49V50H200ZM207 49V48H206ZM210 49V48H209ZM262 49V48H261ZM27 50V51H28ZM100 50V49H99ZM126 50V49H125ZM193 51V49H191ZM197 50V47L194 49ZM216 50V49H215ZM228 50V49H227ZM241 50V49H240ZM84 51V50H83ZM157 51V50H156ZM179 51V50H178ZM190 50L186 51L187 53ZM201 51V50H200ZM258 51V50H257ZM89 52V51H88ZM120 52V51H119ZM123 52V51H122ZM127 52V50H126ZM139 52V51H138ZM142 52V51H141ZM171 52V51H170ZM185 52V51H184ZM198 52V51H197ZM203 52V51H201ZM209 53V51H207ZM211 52V51H210ZM231 52V51H230ZM140 53V52H139ZM138 53V54H139ZM194 53V51L192 52ZM213 53V52H212ZM217 53V52H216ZM215 53V54H216ZM224 53V52H222ZM236 53V52H235ZM243 53V52H242ZM61 54V52H60ZM78 54L79 50H78ZM84 54V53H83ZM82 54V55H83ZM116 54V53H115ZM149 54V53H148ZM152 53H150L151 55ZM153 54L154 51H153ZM174 54V53H173ZM203 54V53H200ZM226 54V53H225ZM238 54V52H237ZM102 55V54H101ZM117 55V54H116ZM140 55V54H139ZM147 55V54H146ZM171 55V54H170ZM187 55V54H186ZM214 55V54H213ZM210 53V56H213ZM221 55V54H220ZM231 55V54H230ZM40 56V55H39ZM115 56V55H114ZM191 56V55H190ZM209 56V55H208ZM216 56V55H215ZM224 54H222V58ZM235 56V55H234ZM84 57V56H83ZM119 57V55H118ZM189 57V56H188ZM207 57V56H206ZM219 57V56H217ZM238 57V56H236ZM240 57V56H239ZM47 58V57H46ZM61 58V59H60ZM113 58V56H112ZM115 58V57H114ZM120 58V57H119ZM126 60V57H124ZM144 58V57H143ZM148 58V57H147ZM172 59V57H170ZM182 58V57H181ZM200 57H196V59L198 60ZM212 59L214 57H211ZM216 58V57H215ZM221 58V57H220ZM221 58V59H222ZM226 58V57H225ZM118 59V58H117ZM152 60V58H150ZM149 59V60H150ZM191 59V58H190ZM194 59V58H192ZM209 59V58H208ZM211 59V61H213ZM227 59V58H226ZM225 59V61H226ZM243 59V58H242ZM121 60V58H120ZM124 60V61H125ZM189 60V58H188ZM210 60V59H209ZM229 60V59H228ZM116 61V60H115ZM119 61V60H118ZM122 61V60H121ZM120 61V62H121ZM173 61V60H172ZM171 61V62H172ZM175 61V60H174ZM181 61V60H180ZM184 62V60H182ZM199 61V60H198ZM197 61V63H198ZM203 60H201L202 62ZM220 61V60H218ZM87 62V61H86ZM118 62V63H120ZM151 62V61H150ZM191 62V61H190ZM195 62V61H194ZM222 62V61H221ZM22 63V62H21ZM25 63V62H23ZM88 63V62H87ZM174 63V62H173ZM172 63V65H173ZM181 64V62H179ZM192 63V62H191ZM203 63V62H202ZM219 63V62H218ZM244 63V62H243ZM128 64V63H126ZM124 64V65H126ZM153 64V63H152ZM151 64V66H152ZM158 64V63H157ZM156 64V65H157ZM175 64L176 61H175ZM196 64V63H194ZM193 64V66H194ZM205 66L208 65L207 63H204ZM220 64V63H219ZM114 65V64H113ZM135 65V64H134ZM171 65V66H172ZM192 65V64H191ZM211 65V64H210ZM222 65V64H221ZM228 65V64H227ZM116 66V65H115ZM133 66V65H132ZM154 66V64H153ZM159 68L161 67L158 64ZM157 66V67H158ZM170 66V67H171ZM181 67H183L182 65H180ZM185 66H187L185 64ZM213 65L209 66V68L211 69ZM223 69L225 68V64L223 63ZM219 65V67H222ZM126 67V66H125ZM130 67V66H129ZM134 67V66H133ZM135 67H137L135 65ZM163 67V66H162ZM174 67V66H173ZM189 67V66H187ZM196 66H194L195 68ZM203 67V66H202ZM208 67V66H206ZM215 67V66H214ZM228 67V66H226ZM248 67V66H247ZM253 67V66H252ZM121 68V67H120ZM140 68V67H139ZM138 68V69H139ZM176 68V66H175ZM179 69V67H177ZM184 68V67H183ZM191 68V67H190ZM201 68V67H200ZM216 68V67H215ZM250 68V67H249ZM113 69V68H112ZM111 69V70H112ZM115 69V68H114ZM113 69V70H114ZM128 69V68H127ZM137 69V68H136ZM137 69V70H138ZM158 69V68H157ZM206 69V68H205ZM208 69V68H207ZM219 69V68H218ZM221 69V68H220ZM252 69V68H251ZM256 69V68H255ZM258 69V68H257ZM6 70V71H7ZM143 70V68H142ZM175 70V69H173ZM197 70L198 69H194ZM200 70V69H199ZM209 70V69H208ZM222 70V69H221ZM243 70V71H242ZM254 70V69H253ZM130 71V70H129ZM133 70H131L132 72ZM160 71V70H159ZM187 70H185L186 73ZM210 71V70H209ZM215 71V69H214ZM223 71V70H222ZM242 74H251L249 70L247 69H241ZM260 71V70H259ZM112 72V71H111ZM125 72V71H124ZM142 72V71H140ZM7 73V72H6ZM109 73V72H108ZM119 73V71H118ZM161 73V72H160ZM179 73V72H178ZM188 73V72H187ZM191 73V72H190ZM194 73V72H192ZM217 72H215L216 74ZM227 73V70H226ZM229 73V71H228ZM227 73V74H228ZM138 74V73H137ZM136 74V75H137ZM144 74V73H143ZM181 74V73H180ZM221 74H223V72H221ZM262 74V73H260ZM139 75V74H138ZM166 75V74H165ZM182 75V74H181ZM180 75V76H181ZM191 75V74H190ZM197 75V73L195 74ZM201 75V74H200ZM224 75V74H223ZM112 76V75H110ZM142 76V75H141ZM162 76V75H161ZM179 76V77H180ZM199 76V74H198ZM197 76V77H198ZM218 76H220V74H218ZM252 76V74L250 75V77ZM254 76V75H253ZM18 77V79L16 78ZM113 77V76H112ZM133 77V76H132ZM145 77V76H144ZM150 77V76H148ZM147 77V78H148ZM152 77V76H151ZM150 77V78H151ZM163 77L165 78V76L163 75ZM168 80L169 79V75L167 74ZM182 77V76H181ZM196 77V78H197ZM202 77V76H201ZM8 78V76H7ZM176 78V77H175ZM199 78V77H198ZM197 78V82L198 79ZM216 78V77H215ZM222 78V75L220 77V79ZM224 78V77H223ZM249 78V77H248ZM116 79V78H115ZM118 79V78H117ZM132 80V78H130ZM174 79V78H173ZM187 79V76H186ZM192 79V78H191ZM202 79V78H201ZM228 79V76H227ZM263 79V78H262ZM7 81L9 79H6ZM150 82V79H148ZM153 80V79H152ZM156 80V79H155ZM160 80V79H159ZM157 80V81H159ZM184 76H183V81H184ZM224 80V79H223ZM230 80V79H229ZM246 80V79H245ZM248 80V79H247ZM37 81V80H36ZM135 81V80H133ZM182 81V82H183ZM188 81V80H187ZM19 82V81H18ZM136 82V81H135ZM153 82V81H152ZM173 84H175L174 82H178V80H174V81H170ZM195 82V81H193ZM229 82V81H228ZM232 82V81H231ZM246 82V81H245ZM248 82V81H247ZM131 83V82H130ZM155 83V81L153 82ZM168 83V82H166ZM185 83V82H183ZM187 83V82H186ZM205 83V82H204ZM216 83V82H215ZM217 83H220V81ZM224 83V82H223ZM227 83V82H226ZM19 84V83H18ZM127 84V83H126ZM138 84V83H137ZM156 84V83H155ZM198 84H200V82H198ZM197 84V85H198ZM222 84V83H221ZM4 85V84H3ZM60 86L61 88H58L57 86ZM182 83H181V87H182ZM201 85V84H200ZM199 85V86H200ZM214 85V83L212 84ZM211 85V86H212ZM218 85V84H217ZM223 85V84H222ZM253 85V84H252ZM9 86V84H8ZM102 86V87H103ZM135 86V85H134ZM165 86V85H164ZM171 86V85H170ZM179 86V84H178ZM216 86V85H215ZM225 86V83H224ZM224 86L222 88H224ZM227 86V85H226ZM231 87V84L229 85ZM248 86V85H247ZM20 87V84H19ZM124 87V86H123ZM166 87H168L166 85ZM180 87V86H179ZM178 87V88H179ZM218 87V86H216ZM6 87L4 86V89ZM21 88V87H20ZM163 88V87H162ZM176 89V87H174L173 85V89ZM185 88H188L185 87ZM200 88V87H198ZM227 88V87H226ZM233 88V87H232ZM254 88V87H253ZM12 89V88H11ZM10 89V91L12 92V90ZM18 91L19 89L16 88ZM155 89V87H154ZM164 89V88H163ZM170 87L167 89L169 90ZM173 89L171 88V90L173 91ZM174 89V90H175ZM190 89V88H189ZM203 89V88H201ZM200 89V91H201ZM231 89V88H230ZM227 89V90H230ZM247 89V87H246ZM251 89V88H250ZM249 89V90H250ZM41 90V89H40ZM219 90V89H218ZM216 90V93L217 91ZM244 90V89H243ZM253 90V89H252ZM3 91H7L6 89ZM124 91V90H123ZM198 91V89H197ZM200 91L198 94H200ZM206 91V90H205ZM203 90V92H205ZM231 91V90H230ZM239 91V89H238ZM264 91V89H263ZM261 91L262 93H256V102H251V104H256V105H249L248 102H246L245 100L243 101L242 99H246V92L241 91L240 93H243V95L241 94L240 96V100H242L244 102L243 106H247L246 108L249 109L253 107H257V109H260L259 115L260 117L264 116V92ZM37 92V93H36ZM125 92V91H124ZM163 92V91H162ZM169 93V91H167ZM202 92V91H201ZM202 92V93H203ZM237 92V91H236ZM7 93V92H6ZM14 93V90H13ZM139 92H136V94ZM153 93V92H152ZM155 93V92H154ZM167 93V94H168ZM171 93V92H170ZM173 93V92H172ZM180 93V92H179ZM201 93V94H202ZM206 93V92H205ZM203 93V96L204 94ZM211 93V92H210ZM208 93V94H210ZM214 93V92H213ZM220 93V92H219ZM227 93V92H226ZM229 93V92H228ZM238 93V92H237ZM51 94V97H50ZM77 94V93H76ZM103 94V92H102ZM117 94V93H116ZM115 94V95H116ZM123 94V93H122ZM132 94V93H131ZM144 94V93H143ZM163 94V93H162ZM174 94V93H173ZM172 94L173 99L174 100V95ZM176 94V93H175ZM207 94V93H206ZM205 94V95H206ZM207 94V95H208ZM222 94V93H221ZM234 93L232 92V95ZM6 95V96H5ZM15 95V96H16ZM41 95V94H40ZM145 95V94H144ZM147 95V92H146ZM169 95V94H168ZM167 95V96H168ZM180 95V94H179ZM184 95V94H183ZM190 95V94H189ZM206 95V96H207ZM213 96V94H210ZM215 95V94H214ZM218 95V94H217ZM228 95V94H227ZM239 95V94H238ZM252 95V94H251ZM250 95V96H251ZM14 96V97H15ZM120 96H124V95H120ZM138 96V95H137ZM164 96V95H163ZM178 96V95H175ZM181 96V95H180ZM191 96V95H190ZM195 96V95H193ZM205 96V97H206ZM219 96V95H218ZM249 96V95H248ZM249 96V97H250ZM255 96V95H254ZM10 97V98H9ZM43 99L44 97L41 96ZM45 97V98H46ZM104 97V96H103ZM147 97V96H146ZM145 97V98H146ZM156 97V94H155ZM197 97V96H196ZM195 97V98H196ZM199 97V96H198ZM197 97V98H198ZM214 97V96H213ZM211 97V99L213 98ZM221 97V96H220ZM226 97V96H225ZM232 97V96H231ZM235 97V95H234ZM138 98V97H137ZM144 98V100L146 101V99ZM152 98H154V96L152 95ZM158 98V96L156 97ZM165 98V96H164ZM179 98V96H178ZM194 97H192V99L195 100ZM196 98V100H198ZM204 98V97H203ZM207 99H209L208 97H206ZM222 98V97H221ZM229 98V96H228ZM248 98V97H247ZM251 98V97H250ZM148 99H150V97H148ZM155 99V98H154ZM159 99V98H158ZM166 99V98H165ZM170 99V100H171ZM238 99V98H237ZM253 99V98H252ZM251 99V100H252ZM258 99V100H257ZM142 100V97H141ZM162 100V99H161ZM160 100V101H161ZM173 100H171L173 102ZM176 100V99H175ZM180 100H184V99H178ZM193 100V101H194ZM195 100V101H196ZM213 100V99H212ZM222 100V99H221ZM232 102L235 100L234 98L231 99ZM239 100V101H240ZM249 100V98H248ZM150 101V100H149ZM159 101V100H158ZM164 101V99L162 100ZM166 101V100H165ZM168 101V100H167ZM179 101H178V105H179ZM188 101V99H187ZM186 101V102H187ZM192 101V100H191ZM211 102V100H208ZM207 101V102H208ZM215 101V99H214ZM213 101V102H214ZM12 102V105H11ZM20 102H22V100H20ZM121 102V101H120ZM186 102L184 101L185 105ZM206 102V101H205ZM208 102V103H210ZM212 102V103H213ZM230 102V101H229ZM236 102V101H235ZM234 103V107H236ZM241 102L240 104H238L239 106L243 103ZM246 102V103H245ZM250 102V100H249ZM17 103V101H16ZM105 103V102H104ZM130 104V102H128ZM141 103V102H140ZM156 103V102H155ZM159 103V102H158ZM163 103V102H162ZM197 103V102H196ZM228 103V101H227ZM238 103V102H237ZM18 104V103H17ZM147 104V101H146ZM164 104V103H163ZM173 104V103H172ZM195 104V102H194ZM198 104V103H197ZM196 104V105H197ZM214 104V103H213ZM230 104V103H229ZM131 105V104H130ZM139 105V104H138ZM156 105V104H155ZM169 105V103H168ZM185 105L181 106L184 107ZM189 105V103L187 104ZM207 105V104H206ZM212 105V104H211ZM211 105L210 109H211ZM237 105V107H238ZM11 106V107H10ZM107 106V105H105ZM154 106V105H153ZM160 106V105H159ZM171 106V105H170ZM190 106V105H189ZM188 106V107H189ZM193 106V105H192ZM191 106V107H192ZM224 106V105H223ZM231 106V105H230ZM135 107V104H134ZM157 107V105H156ZM197 107V106H195ZM222 107V106H221ZM144 108V107H143ZM185 108V107H184ZM193 108V107H192ZM191 108V110H192ZM208 108V107H207ZM214 108V106H213ZM212 108V110H213ZM218 107H216L217 110ZM231 108V107H230ZM229 108V109H230ZM241 108V106H240ZM20 108H18V111ZM106 109V108H105ZM125 109H127L125 107ZM134 109V108H133ZM132 109V110H133ZM141 109V113H142V105L140 107ZM161 109V108H160ZM168 109V108H167ZM177 109H179L177 107ZM195 109V108H194ZM193 109V111H194ZM215 109V108H214ZM228 109V110H229ZM244 107L241 109L243 110ZM24 110L22 111L24 113ZM108 110V111H109ZM155 110V109H154ZM153 110V111H154ZM162 110V109H161ZM180 110V109H179ZM177 110V111H179ZM199 110V109H198ZM196 109V111H198ZM211 110V111H212ZM107 111V112H108ZM145 111V109H144ZM156 111V110H155ZM158 111V110H157ZM215 112V110H213ZM221 111V110H220ZM232 111V110H231ZM234 111V110H233ZM232 111V112H233ZM250 111V110H249ZM106 112V115H107ZM159 112V111H158ZM162 112V111H161ZM170 112V110H169ZM209 112L206 111V114ZM212 112V113H214ZM218 112V111H217ZM216 112V113H217ZM231 112V114H236L234 112H238L234 111L233 113ZM248 112V110H247ZM254 114V110L252 111ZM105 113V110H104ZM132 113H136L137 115H134ZM157 113V112H156ZM160 113V112H159ZM164 113V112H162ZM161 113V114H162ZM176 113V112H174ZM180 113V112H179ZM192 113V112H191ZM195 113V112H194ZM210 113V112H209ZM223 113V112H221ZM228 112H226L227 114ZM249 113V112H248ZM246 113V114H248ZM8 114V115H7ZM34 114V113H33ZM36 114V111H35ZM204 114V115H206ZM218 114V113H217ZM216 114V116H217ZM220 114V112H219ZM218 114V115H219ZM243 114V112H242ZM245 114V115H246ZM251 114V113H250ZM258 114V113H257ZM20 115V114H19ZM156 115V114H155ZM182 115V114H181ZM194 115V114H193ZM198 115V113H197ZM211 115V114H210ZM221 115V114H220ZM252 115V114H251ZM30 116V115H29ZM101 119H104V117L102 115H100ZM111 116V115H110ZM157 116V115H156ZM156 116L154 118H156ZM196 116V115H194ZM207 116V115H206ZM215 113H214V117ZM226 116V115H224ZM228 116V115H227ZM233 115H231L232 117ZM241 118V115H239ZM254 116V115H253ZM8 117H10L8 119ZM36 117V116H35ZM147 117V114H146ZM145 117V118H146ZM159 117V116H158ZM157 117V118H158ZM162 117V116H161ZM222 117V116H221ZM229 117V116H228ZM227 117V120L230 118ZM243 120L244 118L247 119L246 116H242ZM249 117V114H248ZM259 117V118H260ZM17 118V117H16ZM107 118V116H106ZM148 118V117H147ZM196 118V117H193ZM206 118V117H205ZM209 118V117H208ZM220 118V117H219ZM217 117V121L219 119ZM250 118V117H249ZM248 118V119H249ZM30 119V118H29ZM60 119L63 121L61 122L62 124H59L57 122L60 121ZM113 120V118H111ZM162 118H160L161 120ZM204 119V118H202ZM207 119V118H206ZM216 119V118H215ZM224 119V118H223ZM247 119V120H248ZM251 119H253L251 117ZM250 119V120H251ZM7 120H9L10 122H8ZM91 120V119H90ZM105 120V119H104ZM197 120V119H195ZM205 120V119H204ZM239 120V119H238ZM246 120V122H247ZM249 120V122H250ZM256 120V118H255ZM33 121V120H31ZM89 121V124H88ZM92 121V120H91ZM107 122H109L107 119L105 120ZM149 121V118H148ZM147 121V122H148ZM153 123H155L154 125H157L156 122H154V119L152 120ZM183 121V119H182ZM186 121V120H185ZM199 121V118H198ZM207 121V120H206ZM222 121V120H220ZM237 121V120H236ZM253 121V120H251ZM111 122V121H110ZM144 122V123H141ZM151 122V121H150ZM159 123V121H157ZM175 122V121H174ZM184 122V121H183ZM188 123V121H186ZM202 122V121H201ZM209 122V121H208ZM207 122V125H208ZM223 122V121H222ZM226 124H228V121ZM230 122V121H229ZM245 122V121H242ZM254 122V121H253ZM256 122V121H255ZM34 123V122H33ZM152 123V122H151ZM149 123V124H151ZM178 123V122H177ZM205 123V122H204ZM218 122V128H220ZM231 123V122H230ZM238 123V121H237ZM241 123V122H240ZM251 123V122H250ZM257 123V122H256ZM261 123V122H260ZM263 123V122H262ZM161 124V121H160ZM159 124V125H160ZM163 124V122H162ZM161 124V125H162ZM183 124V123H182ZM189 124V123H188ZM215 124V122H214ZM212 124V125H214ZM243 124V123H242ZM254 124V123H253ZM259 124V123H258ZM109 125V123H108ZM107 125V126H108ZM109 125V126H110ZM148 125V124H147ZM196 125V122H195ZM199 125V124H198ZM205 126V124H203ZM201 125V126H203ZM206 125V126H207ZM211 125V123H210ZM217 125V124H216ZM255 125V124H254ZM264 125V124H263ZM163 126V125H162ZM175 126V125H173ZM178 126V125H176ZM184 126V125H183ZM187 126V124H186ZM200 126V127H201ZM222 126V125H221ZM233 126V123H232ZM231 126V127H232ZM250 126V125H248ZM259 126V125H258ZM159 127V126H158ZM164 127V126H163ZM179 127V126H178ZM181 127V125H180ZM190 127V126H189ZM208 127V126H207ZM207 127H203V129H207ZM226 128V125L223 126V128ZM227 127H229L227 125ZM251 127V126H250ZM254 127V126H253ZM261 127V126H260ZM98 128V127H97ZM107 128V127H106ZM148 128V127H147ZM187 129H189L188 127H186ZM185 128V129H186ZM191 128V127H190ZM193 128V127H192ZM202 128V127H201ZM209 128V127H208ZM212 128V126L210 127ZM215 128L217 127H213V129L215 130ZM222 128V129H223ZM224 128V129H225ZM252 128V127H251ZM249 128V129H251ZM257 128V127H256ZM255 128V129H256ZM99 129V128H98ZM108 129V128H107ZM132 129V130H131ZM157 129V128H156ZM167 129H170L169 127ZM198 129V127H197ZM234 129V127H233ZM236 129V128H235ZM243 129V128H241ZM253 129V128H252ZM254 129V130H255ZM263 128H261L262 130ZM172 130V129H170ZM174 130V129H173ZM193 130V129H192ZM208 130V129H207ZM219 130V129H218ZM230 130V128H229ZM238 130V129H236ZM245 130H247L245 128ZM257 130V129H256ZM260 130V129H259ZM258 130V131H259ZM100 131V130H99ZM132 131V132H131ZM167 131V130H166ZM177 131V130H176ZM209 131V130H208ZM216 131V130H215ZM214 131V133H215ZM230 131L233 132V130L231 129ZM242 131V130H241ZM249 132V130H247ZM235 132V130H234ZM244 132V131H243ZM248 132L246 134H248ZM263 132V131H261ZM123 133H125L126 135L130 136L133 140V146L131 147H127L124 145L125 140L123 137ZM155 133V132H154ZM168 133V131H167ZM194 133V132H193ZM208 133V132H206ZM204 133V134H206ZM212 133V134H214ZM219 133V131H218ZM245 133V132H244ZM250 133H253L252 130ZM249 133V134H250ZM256 133V132H255ZM254 133V134H255ZM171 134V133H170ZM172 134H174V132H172ZM181 134V133H180ZM209 134V133H208ZM211 134V135H212ZM225 134V133H224ZM230 134V132H229ZM232 134V133H231ZM259 134V133H258ZM104 135V136H103ZM156 136V134H154ZM165 135V134H164ZM194 135V134H193ZM216 135V134H215ZM218 135V134H217ZM236 135V132L234 134V136ZM238 135V134H237ZM241 135V134H240ZM257 135V134H255ZM254 135V136H255ZM127 136V137H128ZM159 136V135H158ZM169 136V135H168ZM203 136V135H202ZM225 136V135H224ZM223 136V137H224ZM231 136V135H230ZM252 136V135H250ZM253 137V139H255ZM261 136V135H260ZM153 137V138H152ZM199 136H197L196 138H198ZM209 137V135H208ZM216 137V136H215ZM214 137V139H215ZM219 137V136H218ZM217 137V138H218ZM222 137V136H221ZM226 137V136H225ZM232 137V136H231ZM241 137V136H239ZM238 137V138H239ZM247 137H249V135H247ZM246 137V138H247ZM160 138V137H159ZM164 138V137H162ZM174 138V137H172ZM194 138V137H193ZM206 138L207 137H203ZM220 138V137H219ZM228 138V137H227ZM236 138V137H235ZM233 137V139H235ZM243 137L240 138V140H242ZM250 138V137H249ZM258 138V137H257ZM256 138V139H257ZM262 139H264V136L261 137ZM260 138V139H261ZM167 139H169V137H167ZM178 139V138H176ZM190 139V138H189ZM210 139V138H208ZM207 139V141H208ZM232 139V138H230ZM251 139V142L252 140ZM259 139V138H258ZM110 140H113V145L111 146ZM131 140V139H130ZM173 140V139H172ZM202 140V139H200ZM216 140V139H215ZM220 140V139H218ZM248 140V139H247ZM169 141V140H168ZM179 141V139H178ZM196 141V140H195ZM205 141V140H203ZM226 141V140H225ZM229 141V140H228ZM238 141V140H237ZM245 143L246 141L243 140ZM250 141V140H249ZM254 144H255V140H253ZM258 141V140H257ZM264 141V140H263ZM262 141V142H263ZM173 142V141H171ZM213 142V140H212ZM216 142V141H215ZM234 142V141H233ZM131 143V141H130ZM164 143V142H163ZM190 143V142H189ZM202 143V141H201ZM206 143V142H204ZM214 143V142H213ZM230 143V141H229ZM239 143V142H238ZM249 143V142H247ZM252 143V145H254ZM259 143V142H256ZM116 144V146H115ZM160 144V143H159ZM166 144V143H165ZM219 144V143H218ZM241 144V142H240ZM263 144V143H260ZM127 145V144H126ZM164 145V144H163ZM168 145V144H167ZM171 145V144H170ZM176 145V144H175ZM178 145V144H177ZM191 145V144H190ZM201 145V144H200ZM216 145V144H215ZM225 145V142H224ZM227 145V144H226ZM230 148L232 147L231 144ZM242 145V144H241ZM245 145V144H244ZM258 145V144H257ZM159 146V145H158ZM160 146L162 147V145L160 144ZM173 146V145H172ZM195 146V145H194ZM202 146V145H201ZM249 146V145H248ZM255 146V145H254ZM262 146V145H260ZM164 147V146H163ZM162 147V148H163ZM168 147V146H167ZM183 147V146H182ZM192 147V146H191ZM196 147V146H195ZM194 147V148H195ZM205 147V144H204ZM203 147V148H204ZM215 147V146H214ZM217 147H220L219 145ZM243 147V146H242ZM250 147V146H249ZM263 147V146H262ZM169 148V147H168ZM197 148V147H196ZM202 148V149H203ZM207 148V146H206ZM209 148V147H208ZM245 148V147H243ZM264 148V147H263ZM171 149V147H170ZM183 150V148H181ZM201 149V152H203ZM212 149V148H211ZM210 149V152H212V150ZM220 149V148H218ZM242 151V148H240ZM246 149V148H245ZM251 149V148H250ZM164 150H167V148H165ZM169 150V149H168ZM197 150V149H195ZM262 150V148H261ZM264 150V149H263ZM175 151V150H174ZM185 151V150H184ZM206 151V150H204ZM214 151V150H213ZM218 151V150H217ZM230 151V150H229ZM249 151V150H248ZM172 152V150H171ZM200 152V151H199ZM200 152V154L202 155V153ZM207 152V151H206ZM235 152V151H234ZM244 152V151H243ZM263 152V151H262ZM175 152H172V154ZM177 153V152H176ZM181 153V151H180ZM204 153V152H203ZM213 153V152H212ZM236 153V152H235ZM239 152H237L238 154ZM122 156L121 158H118ZM179 154V153H178ZM183 154V153H182ZM207 154V153H206ZM216 154V153H215ZM219 153H217L216 155H218ZM232 154V152H231ZM244 154V153H243ZM262 154V153H261ZM186 155V153H185ZM209 155V154H208ZM207 155V156H208ZM223 155V154H222ZM227 155V154H226ZM183 156V155H182ZM197 156V155H196ZM224 156V155H223ZM238 156V155H237ZM259 156V155H258ZM264 156V155H262ZM134 157V156H132ZM173 157H175L173 155ZM194 157V156H193ZM213 158L214 155L212 156ZM221 157V155H220ZM240 157V156H238ZM255 157V156H254ZM257 157V156H256ZM170 158V157H169ZM177 159V157H175ZM203 158H206L203 157ZM226 158V157H225ZM233 158V157H232ZM242 158V157H241ZM247 158V157H246ZM263 158V157H261ZM187 159V158H186ZM194 159V158H193ZM192 159V160H193ZM199 159V158H198ZM209 159H210V155H209ZM208 159V162L210 161ZM219 159V158H217ZM222 159V158H220ZM229 159V158H228ZM240 159V158H239ZM135 159L132 158L131 161H134ZM178 160V159H177ZM202 160V159H200ZM199 160V161H200ZM216 161V159H213ZM242 160V159H240ZM251 160V158H250ZM255 160V159H254ZM258 160V159H257ZM139 161V162H140ZM224 161V160H223ZM229 161V160H228ZM235 161V160H234ZM248 161V160H247ZM171 162V161H170ZM197 162V161H196ZM195 162V163H196ZM202 162V161H201ZM200 162V163H201ZM225 162V161H224ZM230 162V161H229ZM240 162V161H239ZM246 162V161H245ZM249 162V161H248ZM252 162V160H251ZM256 162V161H255ZM134 163V162H133ZM136 163V162H135ZM176 163V162H175ZM182 163V162H181ZM180 163V164H181ZM191 162H188V164ZM193 163V162H192ZM199 163V164H200ZM212 163V161H211ZM220 162H218L219 164ZM250 163V162H249ZM186 164V162H185ZM208 164V163H206ZM215 164V163H214ZM223 164V162L221 163V165ZM231 164V163H230ZM256 164V163H255ZM174 165V163H173ZM196 165V164H195ZM194 166V168L197 166ZM231 165L235 166L234 169L236 171V165H234V163H232ZM259 165V164H257ZM191 165V167H193ZM216 166V165H215ZM223 166V165H222ZM221 166V167H222ZM226 166V165H225ZM260 166V165H259ZM264 166V165H262ZM144 167V168H143ZM210 167V166H209ZM256 167V166H255ZM163 168V167H162ZM173 168V167H172ZM193 168V169H194ZM208 168V167H207ZM206 168V170H207ZM223 168L225 169V167H222L221 169L223 170ZM228 168V167H227ZM144 169V172H146ZM189 169V167H188ZM187 169V170H188ZM199 169V168H198ZM230 169V168H229ZM255 168H251L252 171ZM258 169V167H257ZM197 170V169H195ZM211 170V169H210ZM227 170V169H226ZM231 170V169H230ZM229 170V171H230ZM233 170V169H232ZM136 171V169H135ZM142 171V170H141ZM191 171V170H190ZM189 171V172H190ZM200 171H203L202 169H200ZM209 171V170H208ZM240 171V173L242 170H238ZM251 171V172H252ZM132 172V171H131ZM150 172V171H149ZM156 172V171H155ZM158 172V171H157ZM163 172L165 173V171L163 170ZM176 172V171H175ZM174 172V173H175ZM192 172V171H191ZM227 172V171H226ZM225 172V174H226ZM258 172V171H257ZM173 173V172H172ZM210 173V172H209ZM236 173V172H235ZM250 172H248L249 174ZM264 173V172H262ZM140 176L141 173L139 172ZM188 174V173H187ZM190 174V173H189ZM205 174V173H203ZM220 174V173H218ZM233 174V173H232ZM244 174V173H243ZM257 174V173H256ZM255 174V175H256ZM123 175V174H121ZM156 175V174H155ZM173 175V174H172ZM192 175V174H191ZM200 175V173H199ZM223 175V174H222ZM234 175V174H233ZM238 175V173H237ZM264 175V174H262ZM201 176V175H200ZM199 176V177H200ZM204 176V175H203ZM207 176V175H206ZM229 176V175H227ZM235 176V175H234ZM254 176V174H252V177ZM156 177V176H154ZM196 177V176H195ZM223 177V176H222ZM237 177V176H236ZM264 177V176H263ZM47 178H51V180L53 182H51V184L53 183V191L55 193V195H50L49 192H52V190H50V188H48V183L46 186V179ZM140 178V177H139ZM153 178V177H150ZM166 178V177H165ZM179 178V177H178ZM181 178V176H180ZM187 178V177H185ZM191 178V177H189ZM198 178V177H196ZM202 178H206L207 177H202ZM210 178H214V177H210ZM142 180V178H140ZM145 179V177H144ZM149 179V178H147ZM146 179V180H147ZM154 179V178H153ZM211 179V180H212ZM215 180L219 179L218 177L214 178ZM224 179V177H223ZM254 179V177L252 178ZM150 180V179H149ZM186 180V179H184ZM188 180V178H187ZM194 180V179H193ZM198 180V179H197ZM203 180V179H202ZM209 180V179H208ZM263 180V179H262ZM189 181V180H188ZM187 181V182H188ZM200 180H198L199 182ZM246 181V180H245ZM251 181V180H248ZM259 181V180H258ZM8 182V183H9ZM47 182V181H46ZM131 182V181H130ZM190 182V181H189ZM252 182V181H251ZM215 183V182H214ZM218 183V182H217ZM221 183V182H220ZM241 183V184H240ZM254 183V182H253ZM257 183V182H256ZM262 183V182H261ZM260 183V184H261ZM152 184V183H150ZM179 184V183H177ZM187 184V183H186ZM197 184V182H196ZM250 184V183H249ZM258 184V183H257ZM94 185H98L100 186L99 191H102V196L100 198H96L95 194L93 192V189H95ZM155 185V184H154ZM216 185V184H215ZM214 185V186H215ZM219 185V183H218ZM229 185H227L229 187ZM255 185V184H254ZM264 185V184H263ZM158 186V185H156ZM188 186V185H187ZM202 186V184H201ZM207 186V183H206ZM213 186V188H215ZM224 186L222 187L221 191L218 193L219 196H222L223 193H226L228 190V187ZM144 187V186H143ZM211 187V186H210ZM218 187V186H217ZM140 188V187H139ZM142 188V186H141ZM140 188V189H141ZM190 188V186L188 187ZM219 188H221V186L219 185ZM256 188V186H255ZM254 188V189H255ZM261 188V187H260ZM259 188V189H260ZM195 189V188H193ZM50 190V191H49ZM251 190V188H250ZM249 190V191H250ZM258 190V189H257ZM126 191V190H125ZM129 191V189H128ZM189 191V190H187ZM191 191V190H190ZM216 191V190H215ZM219 191V190H218ZM230 191V190H229ZM264 191V190H263ZM195 192V190L193 191ZM209 192V191H208ZM233 192V191H232ZM231 192V193H232ZM258 192V191H257ZM125 193V192H124ZM243 193H245V195H243ZM101 194V192H100ZM258 194V193H257ZM190 195V194H188ZM196 195V194H195ZM198 195V194H197ZM217 195V194H216ZM256 195V194H254ZM260 195L258 199H260ZM135 196V195H134ZM211 196H213L211 194ZM256 196V198H257ZM141 197V196H140ZM188 197V196H187ZM228 198V195L225 196ZM254 197V196H253ZM251 197V198H253ZM263 197V196H262ZM219 198V197H218ZM199 199V198H198ZM202 199V198H200ZM215 199V197H214ZM222 199V198H221ZM245 199V198H244ZM256 199V200H258ZM247 200V199H245ZM244 200V201H245ZM214 201V200H213ZM247 202V201H246ZM254 202V201H253ZM258 202V201H257ZM261 202V201H260ZM194 203V202H193ZM256 204V202H254ZM263 203V202H262ZM197 204V203H196ZM245 204V203H244ZM250 205V204H249ZM248 205V206H249ZM264 205V204H263ZM198 206V204H197ZM196 206V207H197ZM204 206V205H203ZM203 206L201 205V209L203 208ZM241 208V214L240 216H233L232 211L233 209H237V208ZM218 210H224L225 214L231 215L230 221L228 222L226 220L227 225L224 228H220L216 225H214L217 221L216 219V211ZM134 212H137L138 215H133ZM184 215L188 216V220L191 222L192 219V228L190 227L189 224V228L186 227L189 230H186L188 233L186 235V233L184 232L183 234H185L187 237H185V239L183 237H181L176 230L174 229V225L175 221L177 219H180L182 217H184ZM236 215V214H235ZM224 218V217H223ZM226 218V217H225ZM184 221V220H183ZM182 221V222H183ZM219 221V220H218ZM177 222V221H176ZM184 223V222H183ZM186 223V221H185ZM218 223V222H217ZM178 224V222H177ZM220 224V222L218 223ZM179 225V224H178ZM217 226V227H215ZM180 227V226H179ZM199 228L204 232V238H199L195 232H193L194 228ZM191 229V231H190ZM182 230V229H181ZM160 231H162L163 235H160ZM181 232V231H180ZM160 233V234H159ZM200 233V232H199ZM201 234V233H200ZM189 236V237H188ZM37 237H41L42 241H35ZM138 237V236H137ZM203 237V236H202ZM143 238V237H142ZM139 241L140 238L138 237ZM26 240V239H25ZM28 240V239H27ZM172 240V243L169 241ZM33 242H35V244H32ZM43 244V245H42ZM153 245V246H154ZM77 246V247H78ZM195 246V247H196ZM194 247V248H195ZM255 247V249L253 250V248ZM141 248V246H140ZM144 248V247H142ZM46 249V250H45ZM148 249V248H147ZM75 250V251H76ZM146 250V249H145ZM253 250V251H251ZM141 251V250H140ZM25 253V252H24ZM81 253V252H80ZM142 253V252H140ZM145 253V252H144ZM143 253V255H144ZM148 254V253H147ZM76 255V254H75ZM83 255V254H82ZM60 257V256H59ZM44 258V257H43ZM42 258V259H43ZM75 258V259H76ZM45 259V258H44ZM111 261H109V260ZM152 259V258H151ZM109 261V262H108ZM73 261L67 262V264H72ZM147 263V261H146ZM229 260L225 261L223 264H228Z\"/></svg>",
    "mask_w": 264,
    "mask_h": 264
},
{
    "label": "crops",
    "instance_id": "0c3cea01",
    "mask_svg": "<svg viewBox=\"0 0 264 264\" xmlns=\"http://www.w3.org/2000/svg\"><path fill=\"white\" fill-rule=\"evenodd\" d=\"M17 250H18V249H16V250L12 251L11 253L7 254V257H6L7 259H6V260L8 261V259H9V258H10V257H11V256L17 251ZM7 261H6V263H7ZM6 263H5V264H6ZM0 264H1V263H0ZM15 264H21V263H20V262H17V263H15Z\"/></svg>",
    "mask_w": 264,
    "mask_h": 264
}]
</instances>
